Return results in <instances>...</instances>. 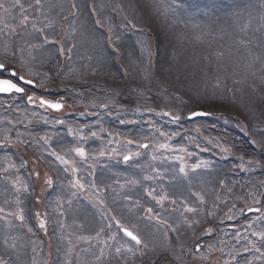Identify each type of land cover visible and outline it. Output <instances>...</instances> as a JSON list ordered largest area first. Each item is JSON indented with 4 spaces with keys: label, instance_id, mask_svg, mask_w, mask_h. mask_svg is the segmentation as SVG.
Listing matches in <instances>:
<instances>
[{
    "label": "rangeland",
    "instance_id": "obj_1",
    "mask_svg": "<svg viewBox=\"0 0 264 264\" xmlns=\"http://www.w3.org/2000/svg\"><path fill=\"white\" fill-rule=\"evenodd\" d=\"M27 1L21 0L24 8L27 9L26 14L29 18L22 25L20 21L23 14L19 7L15 6V0H0V5H2L0 7V35L3 37L0 36V43H2L0 45L10 46L7 49L10 52L8 57L19 64L26 65L31 71L28 62L29 59L31 60V47L24 44H30L31 41L35 43L38 37L41 42H45V37H47L49 41L58 45L55 57H60L62 60H56L55 64L60 65L61 69H70L64 74V77L78 82L82 86H87L89 91L86 98L83 91L77 87L68 86L74 89L63 91L68 101L67 110L71 109L73 119L78 121V124L69 125L64 120L63 130L71 140L75 141L77 134L80 133V122L83 123V141L77 146L73 143L69 144L67 149L63 145L62 154L53 155L54 152L49 150L53 158L60 164L61 167L58 168L62 169L60 177L63 188L59 192L58 199L65 203L62 208L65 209L64 212H70L66 225L65 213L62 211L59 216L60 227L57 229H60V236L56 241H47L52 243V248H50L51 251L48 249V259H44L45 263L37 257L41 249H46L45 246L38 248L44 239L34 233L31 234L29 216H24L22 208L15 206H19L23 198L30 195V190H27L26 185L28 179L32 181L34 174H25L24 169L27 164L25 166L21 164L19 167L13 163L12 167L10 165L5 169L12 170V177L9 180L11 183L10 196L5 195V192L0 193V208L4 209L3 212H0V217L5 218L0 219V252L8 254V258L4 259L6 264H30L32 261L34 263L31 264H115L118 259L117 255L121 254V252L118 254L115 249L121 244H126L132 249V251L125 249L127 255L124 258L127 264H136L140 260L141 263L142 260L147 259L140 254L144 249H136V246L123 238L122 241L115 242L110 239L114 234L109 237V232L114 231L116 234L119 232L115 217H120L119 222L126 221L127 218L118 212L111 213V210L105 206L107 203L103 199L104 189L97 188L93 184V176L99 168L102 170L103 166L120 163L123 172L124 169L128 172L126 176L136 174L135 178H129L131 180L121 183L118 189H115L117 192L115 196L122 197L123 201L119 200L122 202L121 205L125 206L124 210L130 208L127 212L133 213L136 218H131L129 215L128 217L141 222L144 220L149 222L151 219L158 222V217L163 219V216H166L165 219L168 220L172 215H182L180 209L185 212V205L190 207L193 202L182 201L183 207L178 208L170 196L180 199L182 195L179 193L182 190L185 192L196 187L197 178L201 176H203V181L204 179L209 180L207 193L216 192L220 181V172L212 166L214 163L221 165V163L231 160V168L236 173L243 175L245 183H249L248 179L251 178L253 188L257 186L258 189H262L261 194L264 197V162L253 157L249 151L239 149L237 141L230 140L229 135L217 131L210 120L202 118L189 123L185 122L186 116L191 112L205 111L195 109L188 112L190 99L187 104L182 103L183 105L170 111H165V108H146L144 111H140L127 105L123 106L122 103L116 104V99L114 102L103 101L109 99V95L101 91L104 80L113 77L118 79L123 77L125 80L130 78L129 75L122 72L124 69L121 67L128 64L126 63V51L132 48L138 52L136 58L131 60L132 65L141 61L142 50L146 55L152 57V61L150 60L149 63L152 62L151 69L156 70V74L151 75L156 81L154 85L160 84L164 80L175 81L177 72L189 71L191 63L197 64L198 60L195 58L200 57L197 69L200 75L208 76V81L204 80L203 83H200L199 93L201 95L207 91L215 90L213 80L217 76L222 79V74L228 70V63L220 64L219 58L224 57L232 64V69L228 72L229 76L237 81L233 109L236 112L242 110L247 116L263 115L261 121L264 123V61H258L259 51L256 49L257 44L258 48L262 44L259 42L253 44L256 26L262 27L263 25L261 23L260 26L258 23H260V17L262 21L264 20V7H261L264 0H97V2L96 0H41L39 6L35 4V0ZM250 4L255 7L252 8ZM29 5L32 6L29 7ZM8 21L15 28L17 25H22V29L27 31L26 34H21V38L15 44L8 42L12 36L17 35L13 31V26L10 28L5 26L9 24ZM113 21H116L115 24ZM138 26L146 32H142ZM36 29L43 31H36ZM157 33L161 37L159 38L160 44L163 45V53L158 58L155 56L157 52L155 46L159 43L156 38ZM121 34H129L137 38L134 40L128 38L129 44L126 42L117 44L121 42ZM56 35L58 39L54 41ZM241 37L246 41L245 45L239 44ZM41 42L36 44L35 62H42L40 51L43 49L39 47ZM150 44L153 46L152 52L148 49ZM170 44H175L177 58L166 51L165 47ZM118 47H121V52ZM110 50L115 54L112 62ZM156 59L157 64L155 63ZM33 65L35 67L37 64ZM91 67L99 69L100 72L106 71L108 75L110 73L112 78L108 75L97 74L94 68L89 70L88 68ZM138 68L142 67L136 65L137 70ZM214 68H216V73L210 77L208 72ZM30 71L29 73H31ZM63 81L64 78L61 82ZM43 82L47 83L42 80ZM47 84L54 88L51 84ZM55 90L58 92L56 88ZM112 93L114 97L124 96L117 91ZM123 93L125 94V92ZM148 93L154 98L158 97L156 93ZM175 93L174 88H170L168 91L169 95ZM215 95L222 97L223 89ZM79 98H82L83 102ZM90 104L104 106L105 110L102 113H97ZM136 107L134 104L133 108ZM13 108H5L8 109L7 111L0 110V115L4 114L0 116V122H11L14 130L13 136H15L12 138L16 147L15 151L22 155L30 153L35 145L28 147L27 142L30 141L23 130L20 127H15L21 126L23 123L29 125L33 122H40L45 117L37 110ZM165 112L169 115H164ZM177 115L180 119L173 122L172 117ZM13 116H16V121ZM117 127L118 130H121L119 134H115ZM88 128H92L93 131ZM4 129L0 128V139L7 137V134L3 133ZM261 132L263 139L255 138L256 134L253 131L244 129L243 137L251 148L264 157V124ZM142 144H146L147 147L141 148ZM161 144L167 145V147H159ZM76 147H81L86 151L85 157H80L73 151ZM136 153L139 155L137 156ZM57 155L62 156L69 163H61L56 158ZM125 155H131L132 158L129 162L122 163L121 159ZM28 161H30L29 158ZM22 162H26V160ZM198 163L202 166L193 171V166ZM181 164L184 165L186 174L180 173ZM73 169L76 170L73 171ZM35 170H37L36 167ZM211 171L210 176H204L205 173ZM255 172H261V174L254 175ZM169 174L173 180L168 181L165 192L158 188L157 183L163 186L164 178L165 176L169 177ZM38 175L39 173L34 177ZM126 176H123L122 179H126ZM146 177L148 178L146 179ZM97 178L99 179V177ZM239 179L237 178V181L235 179V182L238 183ZM46 180L43 183L47 184ZM179 180L180 182H178ZM201 181L202 179L198 182ZM38 183H40L39 179ZM175 184L177 185L174 186ZM252 186L247 185L248 189ZM172 187L176 188V192L171 191ZM141 189L143 193L139 192ZM42 190H31L32 194L38 196L39 201L37 202L42 201L44 196ZM136 190L139 192L137 196L142 198V206L133 199L136 196ZM197 192V197L200 200L204 198L201 190ZM123 196H130L131 199ZM153 196H156L157 199L160 196H165L166 199L158 204L152 198ZM183 197L190 201L188 194ZM29 198L24 199V203L28 207H30ZM145 202H148V205ZM85 203L89 206L90 203L96 206L92 207L93 213L84 210ZM121 205L118 203V206L122 207ZM77 207H81V210L86 213H75L78 210ZM251 207L259 208V212L245 217L244 211ZM133 208L138 209L134 212L130 211ZM148 208L153 211L147 212ZM154 209L158 210L156 214H154ZM9 213L22 214L23 222ZM37 214H41L40 209L37 210ZM97 217H101L100 220L106 223V228L104 227L106 231L108 230L107 226L109 228L107 239L96 236V234L92 238L84 236L101 226ZM74 222L79 223L80 226H74ZM172 223L177 230L185 227L179 219H174ZM158 225L165 228L167 226L161 223ZM135 226L138 227L139 224L135 223ZM36 227L41 231L39 225ZM167 227L169 228V226ZM217 228L219 236L218 238L214 237L216 238L214 241L219 240L223 245L216 243L220 248H215L212 244L207 247L201 244L204 249L193 255L191 264H209L211 260L213 262L211 264H264V239L253 235V233L264 234V198L258 199L251 205L242 204L237 210L235 207H230L220 216ZM57 229H55V233ZM209 229H211L210 233H213V229ZM39 230L37 231L39 232ZM26 233L32 238L26 236ZM151 235L160 237L163 232L158 228L151 230ZM203 236L210 237L212 235L203 233ZM118 242L119 244H117ZM142 242V246H144V243L150 242V239ZM57 250H59L58 254ZM101 250H103V255H101ZM121 251H124V248H121ZM34 253L35 256H33ZM97 257L100 259L97 260ZM183 257L178 256L174 259L182 263V259H185V256ZM164 261L167 262L168 259H164Z\"/></svg>",
    "mask_w": 264,
    "mask_h": 264
},
{
    "label": "trees",
    "instance_id": "obj_2",
    "mask_svg": "<svg viewBox=\"0 0 264 264\" xmlns=\"http://www.w3.org/2000/svg\"><path fill=\"white\" fill-rule=\"evenodd\" d=\"M94 2V1H93ZM97 2V0H96ZM252 8L255 7V5H251ZM116 21H113V23ZM261 23L263 24L262 27L256 26V31L254 33L253 38V44H257V42L261 43V47L258 48V44L256 45V49L259 51L258 53V61L263 62L264 61V20L262 21V18L260 17V23L258 25L261 26ZM115 24V23H114ZM232 25V23H230ZM257 24V23H256ZM138 29H140L142 32H146L144 29H142L140 26H138ZM152 29V28H151ZM250 29V28H248ZM247 29V30H248ZM246 30V31H247ZM48 32V30H46ZM245 32V31H244ZM243 32V33H244ZM22 31L19 32V35L12 40L9 41V43H17L18 40L21 38ZM242 34V33H241ZM119 35V34H118ZM151 35V34H150ZM121 42L117 44H123V42H128V38L134 40L135 36L129 35V34H121ZM156 38H161L158 33L156 35ZM58 36H55V39L57 40ZM40 38L38 37L35 40V43L33 41L30 42V44H26L27 46L31 47V60L29 59L28 62L31 66V71L28 69V71L32 72H38L41 68L45 71H52L50 74L53 76L52 78H44L41 79L39 77V81L43 80L47 83L54 86V89L56 88L58 91H61L63 93L66 92V90H73L74 88L71 87H77L80 90L83 91L85 98L87 96V92L89 91L87 89V86H82L78 82L71 81L68 78L64 77V74L68 72L70 69H61L60 65H56V60H60L61 58H56L55 55L58 51L55 53V46L52 43H46L41 42V45L43 44L44 48L39 45L43 50L40 51L41 61L42 62H35L34 55H36V44H40L38 42ZM46 44V45H45ZM239 44L245 45L246 41L243 37L240 38ZM175 44L167 45L166 51L168 53H171L175 58H177L176 54L177 51L174 47ZM156 54L155 56L160 57L163 53L162 48L163 45L159 43L156 44ZM74 49V48H73ZM119 52L122 51L121 47H118ZM150 52L153 51V46L150 44V47L148 48ZM143 51V55L141 57V61L139 60V63L132 65L131 60H134L133 58L137 56L138 52L135 51L133 48L126 51V63L127 65H124L121 67L124 70H122L123 73L130 76L128 79H121L118 78H112L111 74H107V72L98 71L95 69V67L88 68L89 70L94 68L97 74L101 75H108L112 79L104 80L102 92H106L109 95V99H105L103 101H113L116 99V104H123V106L127 105L132 107L134 110H140L144 111L146 108H165V111H170L171 109H174L175 107H178L180 105H183L182 103H186L189 100L188 103V112L195 110V109H203L207 111V116L203 118V120H210L214 126L216 127L217 131H222L223 133L229 135L231 138L230 140L237 141V145L239 149H242L246 152H250L253 157L261 160L264 162V157L261 156V154L257 153L255 149L251 148L245 141L243 130L247 129L250 131H253L256 135L255 138H261L262 136V129H263V122L261 121L263 115L260 116V114H252L250 116H247L242 110L240 112H236L233 109L234 103H235V97H236V90H237V81L233 79L231 76H229L228 72L232 69L231 62L222 57L219 58L220 64L228 63V70L222 74V79L220 77H216L213 80V83L215 85V90L213 91H207L204 95H201L199 93L201 86L200 83H203L204 80L208 81V76L206 75H200L197 64L201 60L200 57L195 58L198 60V63H191V68L189 71H181L177 72L175 81L164 80L162 83L157 85L156 81L153 77H151L152 74H156L155 69H151L152 62L149 63V61L152 59L150 55H146L145 51ZM111 52V62L113 61L114 53ZM165 54V53H164ZM135 55V56H134ZM140 56V55H139ZM132 58V59H131ZM62 60V59H61ZM147 61V64H146ZM152 61V60H151ZM155 63L157 64V59L155 60ZM33 64H37L35 67ZM135 65V66H134ZM136 65L139 67H142L141 69H136ZM153 66V65H152ZM27 67V66H26ZM28 68V67H27ZM87 70V71H89ZM119 70V69H118ZM176 70V69H175ZM60 73V76L57 77V74ZM81 73V72H80ZM112 73V72H111ZM216 73V68H214L212 71H209V76H213ZM36 74V73H35ZM62 78H64V81L61 82ZM168 79V78H167ZM42 83V81H40ZM107 82V83H106ZM43 82L42 86H45L46 88H49L48 84ZM126 84V88H125ZM130 84V85H129ZM51 87V86H50ZM109 89H107V88ZM53 88V87H51ZM97 88V87H93ZM105 88V91H103ZM126 90H125V89ZM130 88V89H128ZM170 88H174L176 90L175 94L169 95L168 91ZM221 89H223V96L218 97L215 95L217 92H219ZM117 91L119 94H122L124 96H117L114 97L112 92ZM125 92V94L123 93ZM148 92H151L152 94H158L157 98H154L152 95H150ZM112 93V94H109ZM105 94V93H103ZM98 95V94H97ZM65 97V95H63ZM98 97V96H97ZM80 101L83 102L82 98H79ZM85 101H88L85 99ZM134 104L137 106L136 108H133ZM93 108H99L100 105L97 104H90ZM108 106V105H106ZM159 111V110H157ZM244 117V118H242ZM163 119V117H161ZM185 122H187L185 120ZM159 123V121H158ZM254 143V142H253ZM255 144V143H254ZM66 144L62 143L61 147ZM244 145V146H243ZM231 160L226 161V163H221V165L214 163L212 166L216 170L220 172V181L218 184V190L216 192H209V185L207 183L209 180L203 181V176L197 178V186L194 188H190L188 191H183L179 193L182 196L180 199H177L176 197L170 196V198L174 201L175 205L179 207H183V202L186 201L188 203H192V208L196 209L195 212H183L182 209H180L183 213V215H172L170 219H165L166 216H163V220L165 219L167 221V224L165 225H171V227H161L158 225V222L151 219L148 221H138L139 226H134L131 222L132 213H129L130 208L128 210H124V205H121L122 197H116L115 196V189L117 186L121 185L123 182H127L128 180H131L135 178L136 174H132V176L127 177L126 175L128 172H120V175H115L113 177H110L106 174L103 176L101 175H95L93 178V184L97 188H105L104 189V196L103 199L107 203L108 207L111 209L113 213L119 212V209L121 211V215L124 216L126 221H124V226L132 228V230L141 238V240H147L150 239V242H145L144 246L142 244L140 246L135 245L131 240L125 238L126 241H128L130 244H133L136 246V249H144L140 252L142 254V257H147L146 260H142L138 264H191L193 261V255L196 254L195 251V245L197 243H203L204 247H207L208 245L212 244L215 248H220L219 245H223L221 241L217 240L214 241L219 236L217 224L219 221L220 216L225 213L230 207H235L236 210L239 208L240 205L247 203L248 205L254 204L257 202L258 199L262 200L264 197L262 196L261 192L262 189H258V187L252 186L251 178L248 179L250 181L249 183H245L246 181L242 178L243 175H240L239 173H236L231 168ZM227 164V165H226ZM226 165V168H225ZM62 170V169H60ZM123 170V169H121ZM212 172L205 173L204 176H210ZM261 172H255L254 175H260ZM170 175V174H169ZM123 176H126V179H122ZM99 177V179L97 178ZM131 178V179H129ZM237 178L239 179V182H235V179L237 181ZM165 182L162 185H159L157 183L158 188L163 189V191L166 192V187L168 185V181L170 182L173 180L171 175L165 176ZM202 181L199 183L198 181ZM181 180V179H180ZM180 180L178 182H180ZM201 184V185H200ZM223 187H221V185ZM250 184L252 188L248 189L247 185ZM62 185V183H61ZM172 185V184H170ZM175 184L174 186H176ZM63 186V185H62ZM169 187V186H168ZM154 189V187H153ZM205 189V191H203ZM201 190L204 194L203 202H201L200 198L197 197V191ZM143 193V190H139V192ZM171 191L176 192V188L172 187ZM138 190L135 192L134 200L138 201L141 205L142 198L138 197L137 194H139ZM186 194L189 195L190 201H187L183 196ZM113 197V198H112ZM116 197V198H114ZM112 198V199H111ZM127 198L131 199L130 196H127ZM121 201H120V200ZM176 199V200H175ZM32 201V200H30ZM262 202V201H261ZM118 203H120V206H118ZM146 205H148V202H145ZM142 206V205H141ZM30 209H33V202L30 206ZM158 210L154 209V214L157 213ZM134 212V210H133ZM129 213V214H128ZM181 213V214H182ZM129 215V217H128ZM174 219H179L180 222H182L185 227L184 229L177 230L173 226L172 221ZM181 219V220H180ZM185 219H187L188 223H185ZM216 221V223H215ZM215 223V224H214ZM68 224L67 222L65 225ZM191 224V226H189ZM160 228L163 232V235L158 237L155 235H151V230H157ZM165 228V229H163ZM207 228H212L213 233H209L210 237H203V233H205ZM169 229V230H166ZM175 229V231H173ZM144 237V239H143ZM218 243L219 245H216ZM147 245V247H145ZM204 247L200 248L201 250L204 249ZM45 249V248H44ZM35 256V253L33 254ZM183 257L185 256V259H182V263H179L174 257ZM138 257V256H135ZM5 258H8V254L4 252H0V260L4 261ZM40 259H48V254L46 251H42L39 255ZM184 258V257H183ZM164 259H168V261H164ZM212 261V260H211ZM136 263V264H137ZM31 264V263H30Z\"/></svg>",
    "mask_w": 264,
    "mask_h": 264
},
{
    "label": "flooded vegetation",
    "instance_id": "obj_3",
    "mask_svg": "<svg viewBox=\"0 0 264 264\" xmlns=\"http://www.w3.org/2000/svg\"><path fill=\"white\" fill-rule=\"evenodd\" d=\"M3 47H0V63L5 64L7 71L0 72V79H11L14 83H17L18 86L24 88L23 93H11V94H0V110L7 111L5 108H27L29 111L37 110L42 116L45 117L42 121L33 122L29 125L23 123L22 130L25 136L30 140L31 138L37 137L39 139V143L41 145V149L38 152V162L34 154L26 153V156L29 157L31 166L30 170L25 169V174L32 173L34 176L39 173L37 177H34L35 187L30 186V179L27 180V190L36 189V191H41L45 193L50 190L53 192H58L62 189L61 184H54V176L60 171L59 163L53 158L50 154L49 150H52L55 154L58 153V146L62 143L74 145H78L81 141H83L82 132L84 131L83 123L80 122L81 127L80 133L77 134V140H71L68 135L63 130V122L67 121L69 125L78 124L76 119H73V115H71V109L67 110V99L63 97V93L57 92L55 89L46 88L39 84V79L36 78L33 74L25 72L24 69H20L16 67L15 63L12 61L13 59L8 57V52L2 50ZM15 71L17 75L15 77L11 76V72ZM23 77L24 80H32L33 83L31 85L23 83L19 79V77ZM39 84V86H38ZM42 84V83H41ZM34 97L33 101H29L28 97ZM43 98L45 100H50L52 102H60L62 107L55 111L47 106L41 107L39 104V99ZM11 110V109H10ZM29 113V112H28ZM4 114H1L2 116ZM75 115V113H74ZM29 117H31L29 113ZM0 128H5L3 133L7 134V137L0 139V192L10 191L11 183L9 182L12 177V170H5L10 165L12 167L13 159L15 156V144L12 141L13 136V128L11 126L10 121L0 122ZM92 130V128H88ZM93 131V130H92ZM48 145L44 151L43 146ZM37 170L34 171V168ZM108 172V176H112L117 173L119 170L115 168V165L103 166ZM27 178V177H25ZM47 178V180H46ZM38 179L39 182L38 183ZM44 180L51 181V184L43 183ZM37 206L41 207L40 213L43 214L39 217L40 220H43L46 223L48 222V215L46 212L48 211L50 220H54L56 222L57 211L59 203L54 201H41L35 202ZM43 208V209H42ZM55 209V211H53ZM37 211L34 212V214ZM40 224V223H39ZM97 227L96 229H98Z\"/></svg>",
    "mask_w": 264,
    "mask_h": 264
},
{
    "label": "snow or ice",
    "instance_id": "obj_4",
    "mask_svg": "<svg viewBox=\"0 0 264 264\" xmlns=\"http://www.w3.org/2000/svg\"><path fill=\"white\" fill-rule=\"evenodd\" d=\"M40 3H41V0H35V4H36L37 6H39ZM15 6L19 7V9L21 10V12H22V14H23V15H22V19H21V21H20V23L23 25V24H25V22L28 21V19H29V18H28V15L26 14L27 9L24 8L23 4L21 3V0H15ZM31 6H32V5H29V7H31ZM0 7H2V5H0ZM261 7H264V3L261 4ZM5 26L7 27V25H5ZM33 28H35V25H33ZM13 31H14V29H13ZM36 31H40V32H42L43 30H42V29H36ZM45 42H46V43H52L53 41H49V40L47 39V37H45ZM2 71H7V68H6L5 64L0 63V72H2ZM16 75H17V73H16L15 71L11 72V76L15 77ZM19 79H20L21 81H23V83H25V84H32V83H33L32 80H24V78H23L22 76L19 77ZM12 92H15V93H23V92H24V88L18 86V84H17V83H14L11 79H7V78H5V79H0V93H12ZM33 99H34V97H32V96H29V97H28V100H29V101H33ZM39 104H40L41 107L47 106L48 108H51V109H57V110L60 109V108L62 107V104H61L60 102H52V101H50V100H45V99H43V98H40V99H39ZM202 114H203V113H195V112L192 113V115H202ZM164 115H169V113L165 112ZM179 119H180V117H179L178 115L172 117L173 122H175V121H177V120H179ZM93 135H95V133H93ZM129 143H131V141H129ZM140 147H144V148H146L147 145H140ZM159 147H161V148H165V147H167V145L161 144ZM73 151H74L77 155H79L80 157H84V156H85V151H84V149L81 148V147H76V148L73 149ZM181 151H183V149H181ZM53 155H56V154L53 153ZM101 155H103V153H101ZM136 155L138 156L139 153H136ZM56 158H57L58 160H60L61 163H63V164H68V163H69V161L66 160V159H64L62 156L57 155ZM131 158H132V157H131L130 155H125V156L123 157V159H124L125 161H128V160H130ZM153 159H155V157H153ZM201 166H202V165L199 164V163H198V164H195V165L193 166L192 170L194 171L196 168H199V167H201ZM75 170H76V169H73V171H75ZM179 171H180V173L186 174V173H185V167H184L183 164H181V166H180V168H179ZM147 178H148V177H146V179H147ZM47 183H48V184H51V181L49 180V181H47ZM133 183H135V181H133ZM74 186H75V185H74ZM80 187H83V185H80ZM25 190H26V189H25ZM73 195H75V193H73ZM150 195H151V193H150ZM152 198H153L154 200H156V202H157L158 204L161 203V201H163L164 199H166L165 196H160L159 199H157L156 196H153ZM201 202H203V198H201ZM252 210H253V209H249V211H252ZM3 211H4V209L0 208V212H3ZM146 211L149 212V213H151L153 210H152L151 208H148V209H146ZM185 211L191 213V212H195L196 209H194V208H192V207H189V206L185 205ZM257 211H258V209H257ZM9 215H15L16 219L19 220V221H21V222H23V220H24V216H23L22 214H20V213H15V214H14V213H9ZM182 215H183V213H182ZM0 219H5V218H4V217H0ZM7 223H8V222L6 221V225H7ZM158 223H161V224H167V221H166V220H163V219H161V218L158 217ZM185 223H188L187 219H185ZM168 226L171 227V225H168ZM189 226H191V224H189ZM39 227H40L41 229H44V228H45V222H44L43 220L40 221ZM117 227L120 229L121 232H123V234H124L125 237H128V238H129L131 241H133L136 245H141V244L143 243L142 240H141V238H140L138 235L134 234V233H133L132 231H130L127 227H124L123 225H121L119 221H117ZM29 231H31V229H29ZM173 231H175V229H173ZM210 232H211V229L208 230V233H210ZM99 235H100V233L97 232V233H96V236H99ZM253 235H258L259 238L264 239V234L253 233ZM110 239H115V237H114V236H113V237H110ZM145 247H147V245H145ZM121 248H124V249H126L127 251H132V249H131L130 247H128L126 244H121V246H120V247H117V248L115 249V251L119 254V253L121 252ZM195 248H196V251H199L200 248H201V245H200L199 243H197V244L195 245ZM101 255H103V250H101ZM96 259L99 260L100 257H97ZM0 264H6V262L0 260ZM157 264H158V262H157Z\"/></svg>",
    "mask_w": 264,
    "mask_h": 264
},
{
    "label": "water",
    "instance_id": "obj_5",
    "mask_svg": "<svg viewBox=\"0 0 264 264\" xmlns=\"http://www.w3.org/2000/svg\"><path fill=\"white\" fill-rule=\"evenodd\" d=\"M4 94H7V93H4ZM54 110H57V109H54ZM195 113H203V112H201V111H196ZM203 116H205V113H203L202 115H192V114H190V115L187 117V119H188V120H194V119H197V118H200V117H203ZM124 161H125V160H124ZM257 212H259V210L257 211V209H254V208H253L252 211L247 210V211L245 212V216H247V215H249V214H252V213H257Z\"/></svg>",
    "mask_w": 264,
    "mask_h": 264
}]
</instances>
